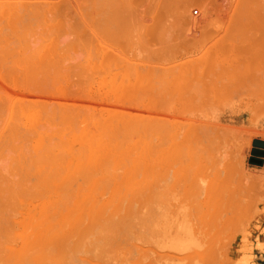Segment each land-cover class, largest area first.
Masks as SVG:
<instances>
[{
  "label": "rangeland",
  "instance_id": "374dc122",
  "mask_svg": "<svg viewBox=\"0 0 264 264\" xmlns=\"http://www.w3.org/2000/svg\"><path fill=\"white\" fill-rule=\"evenodd\" d=\"M66 1L0 10V264H264V0Z\"/></svg>",
  "mask_w": 264,
  "mask_h": 264
},
{
  "label": "bare ground",
  "instance_id": "6f19581e",
  "mask_svg": "<svg viewBox=\"0 0 264 264\" xmlns=\"http://www.w3.org/2000/svg\"><path fill=\"white\" fill-rule=\"evenodd\" d=\"M3 1H4V0H3ZM23 1H24V4H22V0H19V1H18V0H17V1H14V0H13V2L11 1L12 3H11L9 0H7L6 2H8V3L5 2L7 5H5V4L1 1V3H0V10H2V7H4V8L7 9V11H8V10H11V11H9V13L13 12V13H11V14H14L15 12H17L18 14H19V12H20V13H21V12H24L23 14H25V12H27V13L32 12V14H33V13H38V12H39V13L45 12V13L47 14L46 11H48V13H49V11H52V10H53V12L56 11L55 13H57V12H67V11H70V10H78V9H79L78 7H81V3H80V5H79V4L76 2V5H75V4H72L71 2H67V1H66L65 3H63L62 0H61L62 3L59 2V0H58L57 2H55L56 4L52 2V1H54V0H45L44 2H39V0H38V2H34V3H29V2H32V0H23ZM48 1H49V2H48ZM77 1H78V0H77ZM85 1H86L88 4L91 2V0H84L82 5H85V3H86ZM89 1H90V2H89ZM92 1H93V3L91 2V4H90L89 6H88L87 4H86V6H84V7H85V10L87 9V11H88V9H89V10H91V11H96V14H97V15L100 14L101 12H103V11L106 12V11H108L109 9H110L109 12L112 11V10H111V7H110L111 4L108 3L109 1L112 2L111 0H109V1H108V0H104L105 2H104L103 0H92ZM99 1H100V2L103 1V3H102V2L100 3ZM114 1H115V0H114ZM130 1H132V0H130ZM150 1H151V0H150ZM152 1H154V0H152ZM157 1H158V0H157ZM162 1H164V0H160V1H158L157 4H158V3H162ZM166 1H169V0H166ZM166 1H165V2H166ZM174 1H175V0H173V1L170 0V2H172V4H173ZM178 1H179V0H178ZM178 1H176V2L178 3ZM180 1H181V0H180ZM182 1H183V0H182ZM188 1H189V0H188ZM188 1H187V2H188ZM191 1H192V0H191ZM223 1H224V0H223ZM229 1H230V0H229ZM58 2H59V3H58ZM73 2H74V1H73ZM115 2H117V0H116ZM115 2H112V3H113V8H112V9H113L114 11H115V9H114V7H115V6H114V3H115ZM127 2H128V1H127ZM170 2H168V4H167L168 8H169V9L174 8L176 5H175V6L172 5V6H174V7H172V6L170 7V6H169V5L171 4ZM185 2H186V0H185L183 3H181L182 6H183V9L181 8L182 6L179 7V9H180V8H181L182 10L185 9V8H184V7L186 6V3H185ZM189 2H190V1H189ZM2 3H3V5H2ZM106 3H108V4H106ZM154 3H155V2H154ZM169 3H170V4H169ZM8 4H9V5H8ZM109 4H110V5H109ZM126 4H127V3H126ZM128 4H129V3H128ZM165 4H166V3H165ZM183 4H184L185 6H184ZM74 5H75V7H74ZM77 5H78V7H77ZM104 5H108V6H109V9L107 10L106 8H107L108 6L105 7ZM117 5H118V4H117ZM117 5H116V6H117ZM119 5H120V4H119ZM123 5H124V4H123ZM145 5H146V4H145ZM159 5H160V4H159ZM161 5H164V4H161ZM221 5H223V4H221ZM226 5H227V4H226ZM228 5H229V4H228ZM125 6H126V5H125ZM187 6L189 7V4H188ZM187 6H186V7H187ZM159 7H161V6H158V5H157V8H159ZM163 7H166V5H164ZM71 8H72V9H71ZM73 8H75V9H73ZM117 8H119V6H117ZM134 8H135V7H134ZM136 8H137V7H136ZM166 8H167V7H166ZM177 8H178V7H177ZM204 8H206V6H205ZM98 9H99V11H97ZM150 9H152V8H150ZM81 10L83 11V9H81ZM85 10H84V11H85ZM147 10H148V9H146V11H147ZM163 10H164V9H163ZM174 10H175V8H174ZM188 10H189V9H188ZM209 10H210V9H209ZM114 11H113V12H114ZM132 11H133V10H132ZM166 11H167V10L165 9V12H166ZM168 11H170V10H168ZM168 11H167V12H168ZM176 11H177V10H176ZM184 11H185V10H184ZM75 12H76V11H75ZM77 12H78V11H77ZM88 12H89V11H88ZM109 12H108V14H109ZM182 12H183V11H182ZM39 13H38V14H39ZM146 13H147V12H146ZM146 13H145V15H146ZM150 13H151V12H150ZM155 13H156V12H155ZM155 13H154V14H155ZM162 13H164V11H163ZM174 13H175V11H174ZM179 13H180V12H179ZM11 14H10V15H11ZM21 14H22V13H21ZM32 14H31V15H32ZM38 14H36V15H38ZM94 14H95V13H94ZM94 14H93V15H94ZM110 14H111V13H110ZM151 14H152V13H151ZM166 14H167V13H166ZM171 14H172V13H171ZM175 14H176V13H175ZM19 15H20V14H19ZM26 15H27V14H25V16H26ZM85 15H86V14H85ZM87 15H88V14H87ZM89 15H90V13H89ZM101 15H105V14L103 13V14H101ZM145 15H144V16H145ZM152 15H153V14H152ZM15 16H17V15L15 14ZM33 16H34V15H33ZM131 16H132V15H131ZM133 16H134V15H133ZM19 17H21V16H19ZM23 17H24V15H23ZM101 17H102V16H101ZM134 17H137V16H134ZM134 17H132V18H134ZM138 18H139V17H138ZM141 18H142V17H141ZM19 19H20V18H19ZM25 19H26V18H25ZM127 19H128V18H127ZM15 20H16V19H15ZM22 20H23V19H22ZM26 20H27V19H26ZM105 20H106V19H105ZM131 21H132V20H131ZM138 21H139V20H138ZM17 22H18V21H17ZM22 22H23V21H22ZM22 22H20V23H22ZM27 22H28V21H27ZM31 22H32V21H31ZM103 22H104V21H103ZM18 23H19V22H18ZM29 23H30V21H29ZM110 23H111V22H110ZM14 24H15V23H14ZM15 25H16V24H15ZM25 25H26V24H25ZM143 25H144V24H143ZM143 25H142V26H143ZM18 26H19V25H18ZM128 26H129V25H128ZM139 26H140V25H139ZM26 27H27V25H26ZM26 27H25V28H26ZM140 27H141V26H140ZM20 28H21V27H20ZM22 28H23V27H22ZM28 28H29V27H28ZM141 30H142V29H141ZM139 33H140V31H139ZM140 35H141V34H140ZM143 39H144V38H143ZM234 48H235V46H234ZM238 48H239V46H238ZM217 49H218V48H217ZM173 50H174V49H173ZM201 50H202V49H201ZM210 50H211V49H210ZM222 50H223V49H222ZM228 50H229V49H228ZM235 50H236V49H235ZM239 50H240V49H239ZM238 52H239V51H238ZM205 53H206V52H205ZM211 53H212V52H211ZM218 53H219V52H218ZM231 53H233V52H231ZM239 53H241V55H242V52H239ZM197 54H198V53H197ZM254 54H255V53H254ZM231 55H232V54H231ZM255 55H256V54H255ZM194 56H195V55H194ZM205 56H206V55H205ZM242 57H243V56H242ZM192 58H193V57H192ZM197 58H198V57H197ZM263 58H264V57H263ZM209 59H210V58H209ZM198 60H199V58H198ZM210 60H211V59H210ZM193 61H195L196 63L198 62V61H196V60H193ZM193 61H190V63L193 62ZM237 62H238V61H237ZM240 63H241V62H240ZM240 63H238V64L241 65L242 63H241V64H240ZM203 66H204V63H203ZM218 68L220 69V67H218V65L215 66V68H214V70H213V71H214L213 73H215V72L219 73L218 76H219L220 73H221V75L223 76V71H222V70L225 69V68H223V69L221 68L220 70H219ZM235 68H236V67H235ZM241 68H242V67H241ZM260 68H261V67H260ZM260 68H258V69L256 70V71H258L257 73H262V72H263V70L261 71ZM200 69L202 70V67H200ZM210 69H211V67H210ZM216 69H217V71H216ZM230 69H231V68H230ZM237 69H238V68H237ZM207 70H208V69H207ZM218 70H219L220 72H219ZM238 70H240V68H239ZM203 71H204V70H203ZM208 71H209V70H208ZM210 71H211V70H210ZM221 71H222V72H221ZM226 71H227V70L225 69L224 72L226 73ZM50 72H51V71H50ZM190 72H191V70H190ZM201 72H202V71H201ZM201 72H200V73H201ZM205 72H206V71H205ZM205 72H204V73H205ZM211 72H212V71H211ZM211 72H210V73H207V72H206L207 76L209 75V77H210V74H213V73H211ZM236 72H237V71H236ZM46 73H47V72H46ZM191 73H192V72H191ZM191 73H190V75H191ZM192 74H193V73H192ZM237 74H239V73L237 72ZM251 74H252V73H251ZM254 74H255V72H254ZM203 75H204V74H203ZM213 75H214V74H213ZM213 75L211 76L212 79L216 77V76H215L216 74L214 75L215 77H213ZM249 75H250V74H249ZM249 75L247 74V76H249ZM256 75H257V74H255V76H256ZM258 75H259V76H258ZM258 75L256 76V78H257V85H261V86H259V87H261L260 89H263V88H262V85L264 86V84H263L264 81L261 82V81H259V80H260V79H261V80H264V76H263L264 73H263V75H262V74H258ZM47 76H48V75H47ZM198 76L200 77L201 75H198ZM222 76H220V77H222ZM238 76H239V75H238ZM247 76H246V81H245V83L247 82ZM262 76H263V77H262ZM204 77H205V75H204ZM204 77H203V78H204ZM209 77H208L207 80H206V81H208L209 83L206 82L204 79H203V80L205 81V83H202V82H204V81H200V80H197V81H196L195 79L193 80V77H192V79H190V88H189V89H190V91H192V93L194 92V94H195V92H196V94H197V96L195 95V96H196L195 99L193 98L194 101H196V100H197V97L199 98V96H202V98L205 96V97L203 98L204 101H205V104H206V100H207L206 98H208V97H209L208 100H211V101H208V100H207V102H212V101L215 100L214 103L212 102V104H215L217 100L219 101L220 98L218 97L217 93H215L216 96L213 94V95H214V96H213V97H214V100L211 99L212 94H210L211 96H209V95L207 96V94L210 93V90H213V88H214V87H213L212 89H209V88H208L209 85H207V84H212V83H214V86H215L216 81H217L218 78H220V77H218V78L216 77L217 80H216V81H215V79L213 80V81H215V82H213V81L210 82L212 79H210L211 77H210V78H209ZM242 77H244V76L242 75ZM205 78H206V77H205ZM248 78H249V77H248ZM250 78H251V75H250ZM262 78H263V79H262ZM184 79H185V78H184ZM200 79H201V77H200ZM233 79H235V78L232 77V80H233ZM242 79H243V78H242ZM185 80H188V79H185ZM192 80H193V82H192ZM220 80H221V79L218 80L219 83H220ZM222 80H223L224 82H223ZM222 80H221L222 83H221L220 85H223V87L225 86V87L227 88V89H226V88L224 87V89H226V90H225V92H224L222 95L224 96V94H226V95L230 94V93L232 92V89H233V91H235V92L238 91V92H236V93H237V96H238L239 91H240V90H238V89H239V88H243V86H241V87L238 86L239 88H237L236 84H238V82H239L241 79L239 80V79L237 78V81H238V82L235 81V82H234L235 86H232V87H231V85L228 87V85H229V84H228V83H229L228 81H227V82H228V83H227L228 85H227V86L225 85V84H226V81H225L224 77H222ZM228 80H229V79H228ZM243 80H244V79H243ZM253 80H255V78H254ZM194 81H195V82H194ZM199 81H200L201 84L199 83ZM218 81H217V83H216L217 85H218ZM229 81H230V80H229ZM258 81L260 82V84H258ZM191 82H192L193 84H192ZM197 82H198V83H197ZM248 82H249V81H248ZM254 82H256V80H255ZM187 83H188V81H187ZM223 83H225V84H223ZM239 83H240V82H239ZM185 84H186V82H185ZM197 84H198V85H197ZM202 84H203V85L205 84V85L208 86V87H205V86H203ZM230 84H232V83H230ZM242 84L244 85V83H242ZM254 84H255V83H254ZM169 85H170V84H169ZM194 85H195V86H194ZM200 85H202V88H204L203 90H206V91L208 90L209 92L207 91L208 93H207V92L205 93V91H204V92L202 93V92H201L202 88H201V90H200ZM212 85H213V84H212ZM238 85H240V84H238ZM166 86L169 87L168 85H166ZM170 86H172V84H171ZM193 86H194V87H193ZM196 86H197V87H196ZM210 86H211V85H210ZM254 86H255V85H253L252 88H254ZM162 87H163V86H161V87H159V88L161 89ZM167 87H166V89H167ZM220 87H221V86H220ZM220 87H219V88H220ZM235 87H236V88H235ZM244 87H245V86H244ZM248 87H249V86H248ZM248 87H247V88H248ZM250 87H251V86H250ZM153 88H154V87H153ZM164 88H165V87H164ZM193 88H194V89H193ZM207 88H208V89H207ZM216 88L218 89V87H216ZM231 88H232V89H231ZM252 88H250V89H252ZM157 89H158V88H157ZM157 89H156V90H157ZM171 89H172V87H171ZM222 89H223V88H222ZM228 89H229V90H228ZM234 89H235V90H234ZM248 89H249V88H248ZM248 89H247V90H244V93H245L246 91L248 92ZM254 89H255V88H254ZM254 89H253V90H254ZM260 89L258 88V90H260ZM156 90H155V91H156ZM203 90H202V91H203ZM153 91H154V89H152V92H153ZM160 91H164V90H160ZM197 91H198V92L200 91L203 95H202L201 93H198ZM250 91H251V90H250ZM254 91H257V90L255 89ZM254 91H252V92H254ZM157 92H158V91H157ZM211 92L214 93V91H211ZM235 92H234V93H235ZM257 92H259V91H257ZM155 93H156V92H155ZM161 93H163V92H161ZM165 93H166V92H165ZM190 93H191V92H190ZM204 93H205V94H204ZM240 93H242V92L240 91ZM248 93H249V92H248ZM254 93H256V92H254ZM260 93H261V92H260ZM158 94H160V93L158 92ZM166 94H167V93H166ZM166 94H165V96H166ZM232 94H233V92H232ZM242 94H243V93H242ZM161 95H162V94H161ZM163 95H164V94H163ZM222 95H220V96L223 97ZM226 95H225V96H226ZM249 95H250V94H249ZM254 95L256 96V94H254ZM254 95L252 94V98H253ZM257 95H259V93H258ZM261 95H262V94H261ZM189 96H190V95H189ZM230 96H231V95H230ZM230 96H229V99H230ZM233 96L235 97L236 94H235V95L233 94ZM233 96H231V97H233ZM241 96H242V95H241ZM255 96H254V97H255ZM190 97H191V96H190ZM234 97H233V98H234ZM249 97H251V96H249ZM258 97H259V96H257L256 98L258 99ZM200 98H201V97H200ZM243 98H245V97H243ZM247 98H248V97H247ZM247 98H246V100H247ZM170 99H171V98H170ZM222 99H223V98H222ZM227 99H228V98H227ZM236 99H238V98L236 97ZM259 99H260V97H259ZM175 100H176V99H175ZM175 100H174V101H175ZM241 100H242V99H241ZM244 100H245V99H244ZM248 100H249V99H248ZM253 100H254V99H253ZM169 101H170V100H169ZM171 101H172V100H171ZM194 101H192V104H193ZM198 101L201 103L200 99L197 100L196 103L199 104ZM204 101L202 100V103H203ZM218 101H217V102H218ZM227 101H228V100H227ZM161 102H163V101L161 100ZM175 102H176V101H175ZM229 102H231V101H229ZM158 103H159V102H158ZM163 103H164V102H163ZM176 103H177V102H176ZM246 103H247V102H246ZM160 104H162V103H160ZM190 104H191V103H190ZM198 104H197V105H198ZM205 104H204V105H205ZM210 104H211V103H210ZM210 104H209V103L207 104V109H206L207 111H205V110L203 111V110H202V113L204 112V114H206V113L208 112V113H211L210 115L212 116V112H211V111H214L215 108H214V106L211 104V108H212L213 110L210 109ZM225 104H226V103H224L223 105L225 106ZM162 105L164 106V104H162ZM178 105H179V104H178ZM199 105H200V104H199ZM208 106H209V107H208ZM212 106H213V107H212ZM224 106H223V107H224ZM169 107H170V106H169ZM204 107H206V106H204ZM221 107H222V106H221ZM223 107H222V108H223ZM159 108H160V106H159ZM162 108H163V107H162ZM171 108H172V107H171ZM193 108H194V106H193ZM164 109H165V108H164ZM202 109H203V106H202ZM204 109H205V108H204ZM209 109H210V112L208 111ZM165 110L168 111L169 109H165ZM198 110H199V109H198ZM198 110H197V111H198ZM192 111H193V109H192ZM192 111H191V112H192ZM205 112H206V113H205ZM216 112H217V111H216ZM218 112H219V114H220V109H219ZM197 113H198V112H197ZM197 113L195 112V115H196ZM213 113H214V112H213ZM214 114H215V113H214ZM214 114H213V115H214ZM219 114H217V115H219ZM121 115H122V114H121ZM206 115H207V114H206ZM217 115H216V116H217ZM199 116H200V113H199ZM204 116H205V115H204ZM204 116L202 117V115H201L200 117L204 118ZM211 116H210V118H212V120H213V117H215V116H213V117H211ZM219 116H220V115H219ZM118 117H119V116H118ZM196 117H197V116H196ZM113 118H114V116H113ZM115 118H116V117H115ZM115 118H114V119H115ZM121 118H122V117H121ZM197 118H198V117H197ZM197 118H196V119H197ZM207 118H209V115H208ZM210 118H209V119H210ZM221 118H222V117H221ZM221 118H220V119H221ZM205 119H206V117H205ZM214 119H215V118H214ZM218 119H219V118H217V120H218ZM110 120H111V119H110ZM110 120H109V121H110ZM148 120H150V119H148ZM203 120H204V119H203ZM203 120H202V121H203ZM207 120H208V119H207ZM223 120H224V119H223ZM104 121H105V120H104ZM118 121H120V120H117V122H118ZM198 121H199V119H198ZM200 121H201V120H200ZM200 121L197 123L198 125L195 124V123L193 122V123L195 124V126H196V127L194 126V128H197V129H198V128H199V125H200V126H202V124L205 125L206 127H204V131H205V132L207 131L208 134L210 133V134L208 135L209 137H210V135H211V137H212V135H213V136L216 138V140H217V139L220 140V139L222 138L223 134H225V133H228V132L231 133L230 131L226 132V131H227V129H226L227 127L225 128L224 124H223V126H222V123H221V126H220V125L217 126V125L219 124L218 121H216L217 124H216L215 122H213V123H215V124H212V122L209 120V121L211 122V124H210V126H209L208 128H207V123H208L209 121L207 122V121L205 120L207 123L204 122V121H203L204 123H203V122L201 123ZM196 122H197V121H196ZM210 122H209V123H210ZM222 122H223V121H222ZM111 123H112V122H111ZM118 123H119V122H118ZM123 123H125V122H123ZM199 123H200V124H199ZM209 123H208V125H209ZM214 125L217 126V129H215L216 126H214ZM120 126H121V125H120ZM192 126H193V125H192ZM197 126H198V127H197ZM211 126H212V127H211ZM213 126H214V127H213ZM226 126H227V125H226ZM230 127H232V126H230ZM122 128H125V126H122ZM192 128H193V127H192ZM192 128H190V129L192 130V131L190 130V131H191V135H192V136L190 135V137H191L190 140H192V138H193V140H194V137H195V138H197V137L200 138V137H201L200 135H202V137H203V138H200V140H201V139H202V140H203V139L206 140V138H207L206 134H203V132L201 131V129H203V127H201V129H199V130H200L199 133L197 132V131H198L197 129H194V128H193V129H194V130H193ZM206 128H207V129H206ZM219 128H220L221 130H223V131L226 130L225 133H223V131H222L223 134H220V132H219V131H220ZM222 128H223V129H222ZM234 128H235V127H234ZM224 129H225V130H224ZM196 130H197V131H196ZM208 130H209V131H208ZM217 130H218V131H217ZM230 130H232V128H231ZM235 130H236V129H235ZM235 130H234V131L232 130L233 133H234V132H237L238 129H237L236 131H235ZM193 131H194V132H193ZM192 132H193V133H192ZM195 132H196L197 134H196ZM195 134H196V135H195ZM199 134H200V135H199ZM219 134H220L221 136H220ZM225 135H226V134H225ZM205 136H206V138H205ZM209 137L207 138V140L211 139V137H210V138H209ZM223 137H224V136H223ZM199 138H198V140H199ZM215 138L212 137V140L215 139ZM224 138H225V137H224ZM196 140H197V139H196ZM232 171H233V170H232ZM232 171H231V172H232ZM228 172H229V171H228ZM197 174H198V173H197ZM231 174H232V173H231ZM231 174H230V176H231ZM190 175H191V174H190ZM228 176H229V175H228ZM231 177H232V176H231ZM227 178H228V177H227ZM221 182H222V181H221ZM207 187H208V186H207ZM217 188H220V187H218V184H217ZM208 191H209V189H208ZM215 192H216V189H215L213 192H212V190L209 192V193L212 195V198H213L214 196H217L218 193H219V191H218L217 194H216ZM209 193H208V195H209ZM214 193H215V195H214ZM220 194H221V196H222L223 192H220ZM220 194H219V195H220ZM211 195H210V196H211ZM213 195H214V196H213ZM206 197H208V196H206ZM206 197H205V198H206ZM210 198H211V197H210ZM216 198H217V199H216ZM218 198H219V200H220L221 197L218 196V197H215L214 199H216V201H219ZM223 198H224V197H223ZM208 200H209V199H208ZM221 200H222V198H221ZM202 201H203V200H202ZM205 201H207V200H205ZM209 201H210V200H209ZM209 201L207 202V203H209V204H210V202H214V201H210V202H209ZM223 201H224V199H223ZM223 201L221 202L222 205H223ZM216 203H217V202L213 203V205H215ZM203 204H204V203H203ZM209 204H207L208 206L206 205L207 208L209 207ZM219 204H220V202H219ZM219 204H217L216 206H218ZM204 205H205V204H204ZM211 205H212V204H211ZM200 206H201V205H200ZM220 206H221V205H220ZM204 207H205V206H204ZM214 207H215V206H214ZM198 208H199V207H198ZM217 208H218V207H217ZM222 208H223V207L220 208V209H221L220 212H222V214H223L224 212H223V209H222ZM218 209H219V208H218ZM210 210H211V209H210ZM210 210H209V212H210ZM204 211H205V210H204ZM214 212H215V211H214ZM206 213H207V214H205V213H204V214H205V215H208V214H209L207 211H206ZM199 214H201V213H198L197 216H198ZM210 214H211V216H210ZM210 214L208 215L209 217L207 216L208 219H210L211 217H213V214H214V218H213V220H214V219L216 220L217 218H220V219H221V217H219L218 215H217V218H216V214H217V213L215 214V213H212V211H211ZM205 215H201V217H203V216H205ZM226 216H227V215H226ZM227 217H228V216H227ZM203 218H204V217H203ZM203 218H201V219H203ZM205 219H206V216H205ZM205 219H203V221H205ZM211 220H212V218H211ZM215 220H214V221H215ZM222 221H224V222L226 223V219H225V220L222 219ZM206 222L209 223V220H206ZM217 222H218V221H217ZM217 222H216V223H217ZM209 224H210V223H209ZM209 224L206 223V225H208V226H207V228H208L207 230H209V228H210V227H209V226H210ZM212 227H213V226H212Z\"/></svg>",
  "mask_w": 264,
  "mask_h": 264
},
{
  "label": "water",
  "instance_id": "95a60500",
  "mask_svg": "<svg viewBox=\"0 0 264 264\" xmlns=\"http://www.w3.org/2000/svg\"><path fill=\"white\" fill-rule=\"evenodd\" d=\"M253 144L255 147L264 148V142L263 141L254 140ZM252 152H253V154H259V155H261L263 153L262 150H256V149H253Z\"/></svg>",
  "mask_w": 264,
  "mask_h": 264
}]
</instances>
